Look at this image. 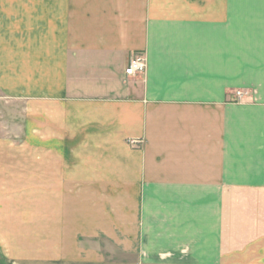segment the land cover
<instances>
[{"label":"crops","instance_id":"0c3cea01","mask_svg":"<svg viewBox=\"0 0 264 264\" xmlns=\"http://www.w3.org/2000/svg\"><path fill=\"white\" fill-rule=\"evenodd\" d=\"M0 264H264V0H0Z\"/></svg>","mask_w":264,"mask_h":264},{"label":"built area","instance_id":"2783aa9c","mask_svg":"<svg viewBox=\"0 0 264 264\" xmlns=\"http://www.w3.org/2000/svg\"><path fill=\"white\" fill-rule=\"evenodd\" d=\"M146 70V58L142 54H136L131 57L124 70L126 76H142Z\"/></svg>","mask_w":264,"mask_h":264},{"label":"rangeland","instance_id":"374dc122","mask_svg":"<svg viewBox=\"0 0 264 264\" xmlns=\"http://www.w3.org/2000/svg\"><path fill=\"white\" fill-rule=\"evenodd\" d=\"M243 95H244V93H236V100L237 101H241ZM101 247H102V251L106 252V260H115V261H120V260H123V261L125 260L126 261V260H129V261H132V262H137V263L139 262V258L138 257H136V256H127V255L126 256L125 255L122 256V253H119L120 251H118V250L117 251L114 250L113 252L110 251L111 253L109 254L108 253L109 252L108 249H110V248L106 244L104 246L103 243H102ZM107 254H108V256H107Z\"/></svg>","mask_w":264,"mask_h":264}]
</instances>
